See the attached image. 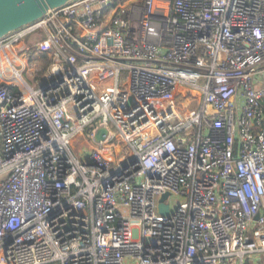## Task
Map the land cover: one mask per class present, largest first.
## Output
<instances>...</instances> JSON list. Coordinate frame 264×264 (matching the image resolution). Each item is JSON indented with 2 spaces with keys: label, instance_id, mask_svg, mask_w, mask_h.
<instances>
[{
  "label": "built area",
  "instance_id": "obj_1",
  "mask_svg": "<svg viewBox=\"0 0 264 264\" xmlns=\"http://www.w3.org/2000/svg\"><path fill=\"white\" fill-rule=\"evenodd\" d=\"M47 263L264 264V0H71L0 37V264Z\"/></svg>",
  "mask_w": 264,
  "mask_h": 264
},
{
  "label": "water",
  "instance_id": "obj_2",
  "mask_svg": "<svg viewBox=\"0 0 264 264\" xmlns=\"http://www.w3.org/2000/svg\"><path fill=\"white\" fill-rule=\"evenodd\" d=\"M71 0H0V37L24 24L41 18L49 9L60 7ZM106 129L99 128L94 138L101 139ZM167 193L159 199L160 213L167 212V205L163 202ZM258 214L255 215V218Z\"/></svg>",
  "mask_w": 264,
  "mask_h": 264
},
{
  "label": "trees",
  "instance_id": "obj_3",
  "mask_svg": "<svg viewBox=\"0 0 264 264\" xmlns=\"http://www.w3.org/2000/svg\"><path fill=\"white\" fill-rule=\"evenodd\" d=\"M43 56H44V55H43ZM43 56H42V57H43ZM43 59L45 60V63H47V62H46L47 59H46L45 57H43ZM45 65H46V64H45ZM47 264H49V263H47Z\"/></svg>",
  "mask_w": 264,
  "mask_h": 264
}]
</instances>
